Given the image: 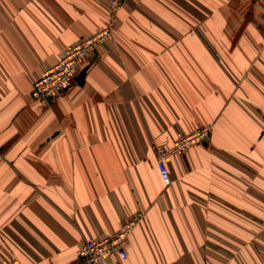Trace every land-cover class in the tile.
Segmentation results:
<instances>
[{
    "label": "crops",
    "instance_id": "0c3cea01",
    "mask_svg": "<svg viewBox=\"0 0 264 264\" xmlns=\"http://www.w3.org/2000/svg\"><path fill=\"white\" fill-rule=\"evenodd\" d=\"M105 0H0V264H83L135 213L107 264H264V0H124L82 82H33L107 22ZM211 125L167 160L154 144Z\"/></svg>",
    "mask_w": 264,
    "mask_h": 264
},
{
    "label": "built area",
    "instance_id": "2783aa9c",
    "mask_svg": "<svg viewBox=\"0 0 264 264\" xmlns=\"http://www.w3.org/2000/svg\"><path fill=\"white\" fill-rule=\"evenodd\" d=\"M105 1L107 2L108 14L105 26L65 48L61 59L56 64L46 68L42 75L33 82L30 95L34 100L44 103L55 100L62 92L72 86L86 58L94 55L100 49H107L109 42L114 38L117 13L124 0ZM262 29L264 32V22ZM209 130L210 126L204 125L188 133L177 132L172 139L154 144L156 167L166 183L169 181L167 160L201 146L208 138L206 136ZM143 219L144 214L138 212L127 219L120 229L112 235L83 241L79 249V257L83 264H107L108 258L113 255L125 258L124 247L129 235ZM4 264H14V261L10 260Z\"/></svg>",
    "mask_w": 264,
    "mask_h": 264
},
{
    "label": "rangeland",
    "instance_id": "374dc122",
    "mask_svg": "<svg viewBox=\"0 0 264 264\" xmlns=\"http://www.w3.org/2000/svg\"><path fill=\"white\" fill-rule=\"evenodd\" d=\"M263 22H264V20H263ZM105 26V25H104ZM103 26V27H104ZM102 27V28H103ZM204 125H202V126H199V127H203ZM208 127L210 126V130L208 131V133H207V136H206V140L203 142V144L201 145V146H199V147H195V148H201V147H205V146H207L209 143H210V138H211V131H212V127H211V125H207ZM196 129V128H195ZM209 129V128H208ZM136 214V213H135ZM80 249V248H79ZM79 254V253H78ZM10 260H13L14 261V264H17V262H16V260L12 257V258H10V259H8V260H6L5 262H7V261H10ZM5 262H3L2 264H4Z\"/></svg>",
    "mask_w": 264,
    "mask_h": 264
},
{
    "label": "water",
    "instance_id": "95a60500",
    "mask_svg": "<svg viewBox=\"0 0 264 264\" xmlns=\"http://www.w3.org/2000/svg\"><path fill=\"white\" fill-rule=\"evenodd\" d=\"M84 71H85V69L81 70V71L79 72V74L77 75V77H76V80H77L79 83L82 82V76H83V74H84Z\"/></svg>",
    "mask_w": 264,
    "mask_h": 264
}]
</instances>
